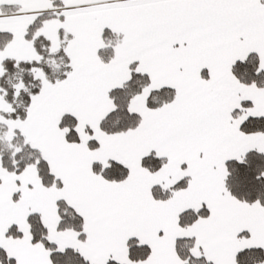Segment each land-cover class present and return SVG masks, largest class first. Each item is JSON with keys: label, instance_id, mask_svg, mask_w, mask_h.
Wrapping results in <instances>:
<instances>
[{"label": "snow or ice", "instance_id": "obj_1", "mask_svg": "<svg viewBox=\"0 0 264 264\" xmlns=\"http://www.w3.org/2000/svg\"><path fill=\"white\" fill-rule=\"evenodd\" d=\"M0 264H264V0H0Z\"/></svg>", "mask_w": 264, "mask_h": 264}]
</instances>
